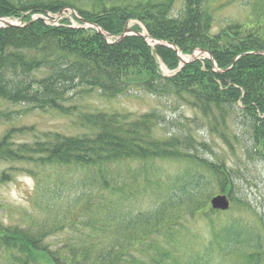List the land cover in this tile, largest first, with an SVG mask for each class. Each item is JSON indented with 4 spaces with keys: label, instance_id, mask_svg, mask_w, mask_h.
Returning <instances> with one entry per match:
<instances>
[{
    "label": "trees",
    "instance_id": "16d2710c",
    "mask_svg": "<svg viewBox=\"0 0 264 264\" xmlns=\"http://www.w3.org/2000/svg\"><path fill=\"white\" fill-rule=\"evenodd\" d=\"M95 1V9L84 10L67 0H0V18L22 22L0 28L1 100L71 116L74 96L148 94L192 108L230 152L241 150L264 166L262 14H253L254 23L229 24L213 33L209 0H184L177 15L172 14L174 0L112 7ZM72 6L81 19L113 38L134 19L150 39L172 44L182 55L205 51L212 59L179 67L178 52L150 46L137 35L109 44L92 28L31 20L34 14H56ZM132 31L142 32L138 26ZM157 58L170 76L161 74ZM81 124L91 133H49L14 146L10 131L1 140L0 160L32 165L28 173L35 180V205L52 222L34 217L32 228L0 225V247L7 254L0 264H213L211 247L186 259L178 252L191 236L189 222L206 218L213 224L212 218L232 212L231 191L240 169L203 158V146L191 132L158 136L170 123L157 110L137 117L84 114ZM171 162L183 165L182 170L168 172L163 164ZM129 163L138 166L130 168L131 179ZM9 179L3 174L0 182ZM214 189L228 191L229 210L210 209L205 193ZM135 194L150 206L136 207L131 201ZM254 215L248 226L235 220L215 225L218 249L225 256L241 254L237 264H264V216ZM57 234L62 239L53 247L44 242Z\"/></svg>",
    "mask_w": 264,
    "mask_h": 264
},
{
    "label": "rangeland",
    "instance_id": "374dc122",
    "mask_svg": "<svg viewBox=\"0 0 264 264\" xmlns=\"http://www.w3.org/2000/svg\"><path fill=\"white\" fill-rule=\"evenodd\" d=\"M36 1V0H34ZM51 1V0H47ZM75 8L92 10L97 6L95 0H67ZM135 0H102V3L108 7L114 5H126ZM184 0H174L172 14L177 15L182 8ZM72 7L64 8L56 14L47 13L34 14L31 20H43L48 25L59 26L60 23H67L73 28L95 29L100 33L105 41L109 44H114L121 41L123 38L136 35L141 32L132 31L133 26L140 27L142 33L146 34L143 25L137 20H129L123 33L113 38L101 28L84 21ZM255 7L256 12H253ZM207 9L213 17V29L215 33L229 24L246 25L255 22L253 14H262L260 20L264 18V0H209ZM17 24L16 27L22 26L20 19H8ZM125 30L128 35L119 38L124 34ZM147 35V34H146ZM147 44L157 46L162 41H154L147 38ZM157 43V44H156ZM166 43V42H163ZM174 46V45H173ZM175 47V46H174ZM178 52V51H176ZM179 55L184 60H188L193 56L198 59L206 58L207 54H201L198 51L191 55ZM159 70L162 75L170 76L171 71L157 58ZM169 102V103H168ZM73 115H63L53 110H38L30 106L14 105L0 99V142L4 135L12 131L10 141L14 146L21 143H33L44 139V135L49 133H59L66 136H77L82 134H90L89 127L81 124V117L84 114H94L100 112L130 114L139 116L153 110H157L162 114L170 126L161 128L158 131V136L169 135L175 131L191 132L193 136L200 142L203 149L199 154L210 161L222 160L226 165L239 168L240 175L234 189L231 191V196L234 198L232 204V212L228 215H221L220 219L201 218L195 223L189 222L191 229L190 238L180 247L178 254L186 259L193 254L206 252L211 247L210 253L213 264H237L241 261V254H225L218 249L214 234L216 232L215 225L218 223H226L230 220L241 221L247 226L252 224L255 219L254 213L259 216H264V166L257 160H249L241 150H236L232 153L228 150L222 140L212 133L200 115L192 108H188L182 104H171L167 100H159L151 95L144 93H131L119 98L106 99L101 97L97 92L91 95L74 96ZM32 165L26 161H9L0 160V178L3 174L10 177L9 180L0 182V225L4 227H19L23 229L31 227V218H46L48 223L52 219L48 218V213L39 209L34 202L33 193L35 189V180L28 173L32 170ZM135 168L136 163H129L127 169L128 177L131 179L132 173L130 168ZM168 172L180 171L183 165L179 163L163 164ZM138 168V166L136 167ZM139 184V179L134 181V190ZM129 192L130 189L128 188ZM212 194V195H211ZM127 195V194H126ZM130 195V193H129ZM128 195V196H129ZM208 198V206L210 200L214 196L224 195L228 198V191L221 193L218 189H214L211 193H205ZM204 195V196H205ZM211 195V196H210ZM135 201L131 200L138 207V204L149 207L150 201L143 199V196L135 194ZM59 210V209H57ZM57 210L49 211L52 215L56 214ZM254 212V213H253ZM43 228V227H42ZM36 234L42 233L41 230H36ZM58 239H62L61 234L46 237L44 242L50 247H53ZM209 250L207 252H209ZM241 250H246L245 246H241ZM7 254L0 247V263H5Z\"/></svg>",
    "mask_w": 264,
    "mask_h": 264
},
{
    "label": "water",
    "instance_id": "95a60500",
    "mask_svg": "<svg viewBox=\"0 0 264 264\" xmlns=\"http://www.w3.org/2000/svg\"><path fill=\"white\" fill-rule=\"evenodd\" d=\"M16 27L17 24H15L13 21L11 20H8V19H0V27ZM128 31L125 30L124 34L119 38V40L121 38H123V36H127L128 34ZM137 36H140L144 39H146V35L144 33H138L136 34ZM157 44V43H156ZM159 45H164V46H168L169 48H172L174 49L175 51H177V49L172 46V45H169L168 43H158ZM199 53H205L208 55L209 58H211V56L207 53V52H199ZM263 54V53H261ZM179 59H180V62H181V65L183 64H186V63H189L193 60L196 59V56H193L191 57L190 59H188L187 61L183 59V57H181L179 55ZM210 206H211V209L214 210V211H227L230 207V202H229V199L224 196V195H219V196H214L211 200H210Z\"/></svg>",
    "mask_w": 264,
    "mask_h": 264
},
{
    "label": "bare ground",
    "instance_id": "6f19581e",
    "mask_svg": "<svg viewBox=\"0 0 264 264\" xmlns=\"http://www.w3.org/2000/svg\"><path fill=\"white\" fill-rule=\"evenodd\" d=\"M218 212H224V211H218Z\"/></svg>",
    "mask_w": 264,
    "mask_h": 264
}]
</instances>
